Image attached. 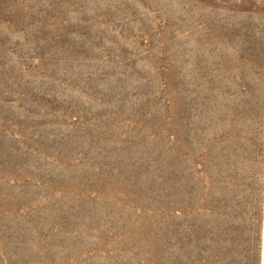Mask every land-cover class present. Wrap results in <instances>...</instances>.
<instances>
[{"label": "rangeland", "instance_id": "374dc122", "mask_svg": "<svg viewBox=\"0 0 264 264\" xmlns=\"http://www.w3.org/2000/svg\"><path fill=\"white\" fill-rule=\"evenodd\" d=\"M0 264H264V0H0Z\"/></svg>", "mask_w": 264, "mask_h": 264}]
</instances>
